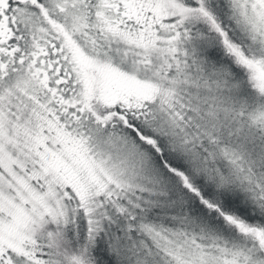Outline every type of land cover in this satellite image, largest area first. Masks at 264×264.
Returning a JSON list of instances; mask_svg holds the SVG:
<instances>
[{
	"label": "snow or ice",
	"instance_id": "6c2138e0",
	"mask_svg": "<svg viewBox=\"0 0 264 264\" xmlns=\"http://www.w3.org/2000/svg\"><path fill=\"white\" fill-rule=\"evenodd\" d=\"M0 264H264V0H0Z\"/></svg>",
	"mask_w": 264,
	"mask_h": 264
}]
</instances>
